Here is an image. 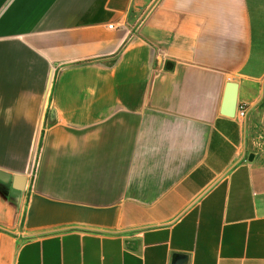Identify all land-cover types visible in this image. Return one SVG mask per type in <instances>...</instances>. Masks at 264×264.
Wrapping results in <instances>:
<instances>
[{"label": "crops", "instance_id": "obj_1", "mask_svg": "<svg viewBox=\"0 0 264 264\" xmlns=\"http://www.w3.org/2000/svg\"><path fill=\"white\" fill-rule=\"evenodd\" d=\"M0 170V264H264V0H0Z\"/></svg>", "mask_w": 264, "mask_h": 264}, {"label": "water", "instance_id": "obj_2", "mask_svg": "<svg viewBox=\"0 0 264 264\" xmlns=\"http://www.w3.org/2000/svg\"><path fill=\"white\" fill-rule=\"evenodd\" d=\"M237 106V84L235 82H229L226 85L225 94L221 106L220 112L228 117H234ZM24 176H11L8 173L0 170V182L8 184L12 181V187L18 191H22L25 184ZM174 262L178 264H186L187 257L185 255H174ZM175 263V264H176Z\"/></svg>", "mask_w": 264, "mask_h": 264}, {"label": "built area", "instance_id": "obj_3", "mask_svg": "<svg viewBox=\"0 0 264 264\" xmlns=\"http://www.w3.org/2000/svg\"><path fill=\"white\" fill-rule=\"evenodd\" d=\"M246 112H247L246 105L237 103L236 111H235L236 118L241 119V120L244 119L246 116Z\"/></svg>", "mask_w": 264, "mask_h": 264}, {"label": "rangeland", "instance_id": "obj_4", "mask_svg": "<svg viewBox=\"0 0 264 264\" xmlns=\"http://www.w3.org/2000/svg\"><path fill=\"white\" fill-rule=\"evenodd\" d=\"M39 146H40V145H39V143H38V144H37V149H36V154H37V151H38V149H39ZM34 152H35V150H34ZM34 152H33V153H34ZM33 166H34V165H33ZM6 194H7V193H6ZM8 195L12 196L11 193H10V194L8 193ZM10 198H11V197H10Z\"/></svg>", "mask_w": 264, "mask_h": 264}]
</instances>
